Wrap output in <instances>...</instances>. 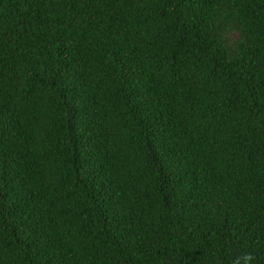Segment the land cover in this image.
<instances>
[{"label": "trees", "instance_id": "1", "mask_svg": "<svg viewBox=\"0 0 264 264\" xmlns=\"http://www.w3.org/2000/svg\"><path fill=\"white\" fill-rule=\"evenodd\" d=\"M264 264V0H0V264Z\"/></svg>", "mask_w": 264, "mask_h": 264}, {"label": "clouds", "instance_id": "2", "mask_svg": "<svg viewBox=\"0 0 264 264\" xmlns=\"http://www.w3.org/2000/svg\"><path fill=\"white\" fill-rule=\"evenodd\" d=\"M243 259L244 264H251V261L254 259V257L251 254H246Z\"/></svg>", "mask_w": 264, "mask_h": 264}]
</instances>
